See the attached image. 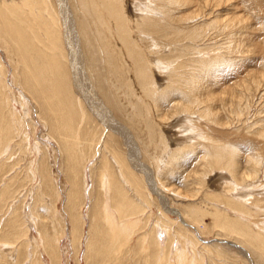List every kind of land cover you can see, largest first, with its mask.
Returning <instances> with one entry per match:
<instances>
[{
    "label": "bare ground",
    "instance_id": "obj_1",
    "mask_svg": "<svg viewBox=\"0 0 264 264\" xmlns=\"http://www.w3.org/2000/svg\"><path fill=\"white\" fill-rule=\"evenodd\" d=\"M28 1H30V0H20L19 1L21 3L20 6H22V4H29ZM72 1L76 5V10H77V12H76V14H77L76 15L77 25L76 26H77L78 32L75 33L73 31V27H72L73 24L71 23V22H73V19H72L73 17L71 18V16H70L71 13L70 14L68 13V18L66 21L67 24L65 25L66 35L62 39L61 31H60L58 23L54 17L52 18L50 16L48 18L49 20H47L46 24H44L45 25L44 28H37L34 25H30L28 23V20H23V19L21 20L20 19V16H19V13H20L19 7L20 6H18L16 2H14V4L12 3V5L8 4L7 6H2V1L0 0V14L2 15V17H1L2 18V21H1L2 27H0V33L2 32L5 35L2 38L6 39L8 42H10L14 46V48L16 49L15 53H17V55L20 56L19 58L14 60L17 62V66L18 67L21 66V68H22V70L20 71L21 73H19V77L21 76L22 82L20 80H18L21 84L20 89L22 88L23 90H26L27 91L26 93L29 94L32 99H34V103L38 107V111L36 109L37 117H38V119H41V121H43V126L46 128L47 132L50 135V136L45 135V137L47 136V137L51 138L52 140H55L57 142V145H59V147H60L59 151L62 155V158H64V161L66 163L64 165H66L67 170L70 171V174H66L70 185L73 187L78 185L77 190L80 191V187L82 186L79 183L80 182L79 179H80V176L82 173L81 169L84 168L83 166H84L85 161L91 155V154L87 155L86 151L91 148L90 146L93 143H95V137H94L95 135L92 131H93V129H97L98 127H100L101 132L105 131V134L102 136V139H103L102 141H104V143L100 148L101 155L100 154H99V156L97 155L98 156V163H97L98 165H96V167L93 169L91 177H93V178L95 177L94 170L98 169L99 172L98 171L97 172L99 175L97 178V182L98 181L100 182V178H102V175H103L102 173L104 172V169H106L109 172V177L107 178L110 181V182L108 181L109 182L108 183L109 184L108 189H110L111 191L108 192V190H107V192H108V194L111 193V199H112L113 203L112 202H110V203H111V206L113 204V206L117 210L118 213H116V214H118V217L122 218L123 216L126 217L128 215H133L135 213H138V215L139 214L142 215V217H143L142 224L143 225H141V228H140L141 230L139 229L140 230L139 238L137 237L139 239V241H137L138 246H137V249L134 250L133 254L138 259L143 257V259L149 260L150 259V257H149L150 251L148 250V248L146 249L142 246L144 239L149 236L148 233L143 232L145 230L144 227L148 223V220H149V215L146 214V211H147L148 207H151V206H149V200H148L149 195L147 196V193L155 194L158 198L159 204H161V207L163 208V209H161L163 214L161 216H159V218L156 219V222L157 223L160 222L162 225H166L165 222H168L171 224L172 221L168 220L169 219L168 215L170 213H172L173 215L175 213H176V215L179 213L177 210L171 208L170 205H168V203H167V197L165 196L166 195L165 192H166V188L168 186L166 187V184L164 185V183H161L160 175L162 172L160 173V171L162 170V168H164V170L170 169V167L173 168L174 165H176L177 161L179 160V158L181 157L182 154L184 155L187 151L195 150L196 144H199L200 149L202 151L201 154H202V158L204 159L203 161H204V165H205V167H204L205 170L203 168V170H204L203 177L205 176L206 173L214 171L215 169H219V168L228 169L232 173L234 182H231V183H233L232 187L228 185V187H231L232 189L230 192H228L229 194L224 195V197H227L226 202H225L226 205L229 204L228 206L233 209L232 211L236 212L237 219H235L233 221L231 219H228L230 217L227 216V212L230 209L227 207H224L222 205H220L222 207H220L218 205L214 206L213 207L214 211L212 210V208H208L209 205H208V207H204V208L198 207L195 210H194V208L190 209L189 208L190 206L188 205L189 206V207H187L188 210H184L182 213L190 214V216H193L192 214H194V217L196 219H197V217L198 218L199 217L204 218L207 216L211 219L210 224L219 226V228L220 227L224 228L227 225H230L232 227H236V226H239L241 224L243 225L245 223L244 221H246V220H244L241 217L243 215L241 213L245 212L246 213L245 215H249V217H250L249 211L252 210V209H250L249 211H247L250 208L248 204L250 202L254 201V203H256L257 207L258 206L261 207V205H260L261 203L264 206V199H262V197L261 198L260 197H254V199L249 198L250 194H248L246 192L244 193L243 188H240L243 185H240V187L238 186L239 183H241V182H239V179L236 180L235 171L237 169L238 164H237V161L235 160V157H234V152H235L234 150H235V148H237V145L234 142L236 140H240V141L244 142L246 145L240 144L242 147L245 148L244 150H247V151L250 150V148H249L250 146H248L250 144L253 145V147H254L253 149L257 150V152L255 154H253V155L251 154L250 155L251 157L248 158V160L250 161V163L253 164V166L249 170L244 169V170H246V173H244V174L242 173V176L244 175L243 176L244 178H242V181H244V182L253 181L254 182L256 177L259 176V171L262 168V167L261 168L259 167V164L262 161L263 156H264V132L260 133V135H259L260 138H257L254 136L249 137V136L245 135L246 133L242 134L241 132L232 134L233 131L231 132V130L229 128L224 126L218 117L219 114L218 115L216 114L215 108L213 106V103L216 99H219L222 103H223V101L224 102L227 101L229 107L232 105L234 106L236 103H238L239 105L243 103V102L239 103L241 100V97H242L239 95V92L242 91L245 84L243 86L239 87V88H241V90L239 89V91L237 89H228L226 91H223L219 96L214 93L215 90L212 91L211 89H209L206 91L207 88L204 86L206 88L205 94H207V97H205V98H207L206 102L203 99L204 97L202 98V96H203L202 93L198 94L197 91H200L202 89L201 88L203 86L202 83L204 82L206 84L205 78L210 75V71L217 69L216 67L222 63L225 64L224 63L225 58H223L225 56H222L223 55V53L221 52L222 50L221 51L217 50L223 44L221 46H218V48H216V49L214 48V51H212L213 55H209V57H203L202 55H204L205 52L210 53L209 50L211 51L213 49L212 47L214 45L208 50V48H205V47L203 48V46L201 47L200 44H199L200 46L198 44L197 45L195 44L197 41L203 40L202 35H205L209 31H214V30L218 33L220 32V34H223V36L227 39L228 43L233 44L232 43V40H234L233 36L236 33L235 28L236 29L238 28L237 31L241 32L240 27L245 26V25H243V19H244L243 17L244 16L243 17L242 16L234 17V15H232L233 17L232 16L229 17V15H228L229 11H228L224 17H221V18L215 17L213 19H209V18H210L211 14L213 13L214 10L218 11V9H220L221 7H223V8L227 7V6L230 7L233 5L234 1H232V0H201L198 2L196 0H139L140 2L143 3L141 5L144 6L143 8H141L143 13L142 14L133 13L132 17L128 14V11H127V10H129V9H127V3L128 2L130 3L129 0L127 1V3L125 2V0H72ZM124 2H125V5H124ZM139 5L140 4H138V6ZM174 9H177L176 12L179 14L176 16L170 17L169 14L171 11H175ZM221 10H222V8H221ZM230 10H233V9L231 8ZM18 11H19V13H18ZM41 11H44V10L41 9ZM22 12H23V9H22ZM48 14H52V13H47L46 15H48ZM25 15H31L33 17L34 22L38 21L36 14L32 10L25 13ZM43 15H44V13H43ZM213 15L215 16V14H213ZM212 16H211V18H212ZM40 17L42 18V16H40ZM196 18H199V20H197ZM200 18H203L202 23L200 22V21H202V20H200ZM194 19H196L197 21L196 20L195 21L198 23H194V25L192 27H188V24H189L188 22L190 21V23H191V20L194 21ZM205 20H207V21H205ZM193 21H192V23H193ZM78 36H79V38H78ZM211 38H212V36H211ZM238 38H241V37H238ZM62 40H65V43L67 42V44H68L67 49L63 46ZM186 40L191 41L194 46L193 45L189 46L190 44L188 45ZM241 41H243V40H241ZM78 42L82 43L81 46L79 45ZM181 42H183V44H181ZM211 43H213V39H211V42H210V40L208 42V44H211ZM237 43H239V41ZM210 46L211 45H209V47ZM167 47H168V49H166ZM227 47L228 48L224 47L225 48L224 50H226L224 52V55H226L225 53H227L229 51L232 52L231 46L229 45ZM5 48L3 50H5ZM15 49H14V51H15ZM234 49H236V48H234ZM31 51H35L36 55L31 56L30 55ZM238 51H241V50H237V51H235V53ZM6 53H7V51H6ZM15 53H12V54H15ZM73 57H76V60H75L76 66H74V67L72 66V64H74V63H72V61H71V58H73ZM12 58L13 57H11V59ZM16 62H13V63L15 64ZM154 65H157L158 69L160 68V70H164L163 74H165L164 80H166V87L162 90L158 89L159 88L158 87L159 78H157L160 76L159 73L162 71L157 72L154 69L155 68ZM74 68L77 71L74 72V75H73L71 72L74 70ZM13 70L14 69H12V71ZM14 73H15V71H14ZM81 73L83 75H81ZM255 75H256V73H255ZM251 77H253V76H251ZM210 78H211V76H210ZM4 80L5 79L3 76V62L0 59V154L3 150L4 145L10 141L11 144L13 145L14 149H16V148L19 149L21 154H24V155L30 154L31 155V159L29 160L27 167L25 169V175L29 178V181L35 179V177L37 175L39 176V178H38L39 184L37 187V189H38L37 191L39 192L38 193L39 197H36V199L34 200L31 211L35 214L37 223H39L45 219V221H42V222L47 221L46 223H48L47 226L49 227V223H51V221H53V220H58L59 216L56 213V209H53V207H50L51 205L48 206V204H46L45 194H47V193L49 194V192H46V190H47V188H49L51 186L50 185L51 178H49L48 168L45 164L44 156L41 155L40 160L36 159L38 161V164L36 163L37 166L34 169V165L32 164L33 162L31 161L32 157H34L32 155V146H29L30 145V137H32L31 136L32 134H30L29 131H25V128H24L25 121H23V119L21 121L18 119V117H20V115L17 111H13L11 109L12 103H11L10 98L7 96L6 92L1 91V89L2 90L5 89L4 87H5L6 82ZM248 80L250 82V79H248ZM12 82H13V79H12ZM207 86H208V84H207ZM252 87H254V86H252ZM205 91H203V93ZM174 92H175V97H177V100H176V103L173 102L175 104L174 105L175 112L172 115L173 118L171 117L172 118L171 120L176 121V118L182 112H186L187 113V116H186L187 119H190V121H191V122H189L190 123L189 126L192 127L191 128L192 130L196 131L197 140L196 141L194 140V141H192V143H189V144L187 143V145H188L187 148H185V147L184 148H177V149L174 148L170 152L168 150H166L164 152L167 154V158L165 159V161L162 160L161 159L162 157H160V156H157V157L153 156V159L156 162V169H158V170H156L157 171L156 172L154 169H152V167L146 161H144V159H145V156H147V154L149 155V152H148L149 148H153L155 150L158 148L161 149L162 146L160 144H162L163 149H168L167 147L169 144H167V143H171L172 145L175 144V142H173L174 139H172L169 135L165 136L163 134L161 126L164 124V121H169L167 119H169V117L171 115H168L166 112H164V110L162 109L163 106H162V104H160V100L163 97H165V95H168V94L172 95V94H174ZM18 97L22 98V99L17 98L19 100V101L17 100L18 103L22 104L23 107L27 110L28 106L26 105V103L24 101L25 95L20 93V96H18ZM26 99H29V98H26ZM175 99H173V100H175ZM235 100H238V101L235 102ZM243 100H244V97H243ZM29 103H28V105H29ZM215 107H217V106H215ZM250 108H252V106H250L249 109ZM168 111H170V110H168ZM243 113H244L243 109L240 108L239 114H243ZM249 113H250V111H249ZM249 113H248V116H249ZM250 114H252V113H250ZM193 115H197V116H199L200 119H204V120L208 121V123H209L208 126L207 125H206V127L205 126L204 127L203 126H197L196 124H198V123L191 120V118L193 119V117H194ZM245 115H246V113H245ZM197 120L198 119H196L195 121H197ZM233 120H234V118H233ZM233 120H231V121H233ZM34 123L35 122L33 121V119L30 118L29 124L31 126L33 125L32 126L33 129H34ZM202 124L200 123L198 125H202ZM182 125H184V123ZM163 126H165V125H163ZM168 131H166V132H168ZM156 134H158V135H156ZM114 135L119 138L120 144L122 147H119V142H116L113 140ZM230 135H231V137H230ZM250 135H251V133H250ZM157 139H159L160 144L157 143V141H156ZM188 141H190V140H188ZM35 144H36V142H35ZM117 146H118V148H117ZM45 148L47 151L45 150ZM238 148H241V147H238ZM43 149H44L43 153L52 152L51 150H49L45 146L43 147ZM250 151H254V150H250ZM53 152H54V150H53ZM152 152H154V151H152ZM162 153H163V151H162ZM196 153L199 154L200 150H199V152H196ZM11 154H12V151H11ZM39 154H41V153H39ZM154 154H155V152H154ZM5 155H7V154H5ZM183 155H182V157H183ZM236 156H238V155H236ZM243 156H244V154H243ZM39 157H40V155H39ZM184 158H185V156H184ZM195 159H196V157H195ZM18 160L19 161L21 160V156ZM123 160H125L127 163L124 162ZM192 161H193V159H192ZM198 164H197V166H198ZM2 165H3V163L1 164V161H0V173L3 171L2 170L3 167L1 168ZM111 166H114L115 171H113ZM161 166H163V167L161 168ZM12 169H14V168H12ZM129 170H131V172H133V173H131ZM214 172H216V171H214ZM230 174H229V176H230ZM213 175H215V174H213ZM13 176L17 177V174H15ZM238 177H239V175H238ZM259 178H258V180H259ZM99 184H101V183H99ZM259 184H261V182ZM259 184H257V186L260 187ZM261 185H263V184H261ZM41 186H42V188H41ZM221 186H224L223 183ZM252 186H250V187H252ZM254 186H255V184H254ZM247 187H249V186H247ZM100 188H101V185H100ZM74 189L76 190V187ZM74 189H73V191H74ZM102 190H104V189H102ZM171 190L173 191V194L175 196L180 195V191L178 190V187H176V186L172 187V189H170V191ZM202 190H201V193H202ZM229 190L230 189H228V191ZM235 190H237L235 192L236 194L234 193ZM199 191H200V189L197 190V192H199ZM211 191H210V193H212ZM5 192H7V191H3L1 194L4 196L8 195ZM54 192H55V189H54ZM98 192H97V195L101 193V192H99V193ZM8 193H9V191H8ZM69 193H70V195H69L70 199L68 197V199H67L68 201L67 200L66 201H67V205H69L70 204L69 201H71V204H70L71 207H69V206L68 207L71 208L69 214L71 216L70 221L73 223V226H72L73 227V234L76 233V234L72 235V237H73V236L77 235V232H80L79 226L77 227V223L79 222L78 207H79V205H81L82 200H80V197H81L80 192H76V191L72 192V190H71V191H69ZM82 193L83 192H81V194ZM213 193H215V192L213 191ZM221 193L223 194V193H225V191L223 190V192H221ZM217 195H218V193H217ZM197 196L198 195H196V199H197ZM201 196L199 198H201ZM235 196H237V197H235ZM212 197H213V194H212ZM215 197H216V195H215ZM224 197H222V198L225 199ZM185 198H186L185 200H188L187 197H185ZM202 198H201V200H202ZM207 198L209 199L210 197L208 196ZM219 198H221V197H219ZM74 199H76V201L77 200L79 201V202L77 201V205L75 208H74V205L76 204V202L75 203H74V201L72 202V200H74ZM101 199H103V197ZM108 199H110V198H108ZM214 199H213L214 202L212 201L213 204L215 203ZM183 200H184V198H183ZM98 201H99V204L96 203V205L93 206V211H94L93 212V217H94L93 220L96 219V220H99V222H101L100 220H102V221L104 220V221H106L107 226L111 225L110 221L108 220V217H106V214L104 212V205H102V203H101L102 200H100V198H98ZM196 201H194V202H196ZM217 201H219V199ZM68 202H69V204H68ZM173 202H174V200H173ZM191 202H192V200H191ZM203 202H205V201H203ZM231 202H232V204H230ZM72 203H74V205H72ZM110 203L108 205L109 207H110ZM202 203L200 205H202ZM53 204H55V202H53ZM93 204H95V203H93ZM198 204L196 206H198ZM207 204H206V206H207ZM216 204H218V203H216ZM36 205H37V207L38 206L44 207L45 212H43L44 213L43 217L40 216L41 214H37L38 212L36 211ZM193 206H195V205H193ZM196 206H195V208H196ZM252 207H254V206H252ZM257 207H255L253 210L255 211V209ZM187 208H185V209H187ZM115 209L113 208L114 211H115ZM220 209H222V211H220ZM110 210H111V208H110ZM257 210H259V209H257ZM107 212H108V210H107ZM235 212H233V214ZM108 213H109L108 215L111 214L110 212H108ZM261 213L263 214V212H261ZM95 214H97V215L95 216ZM257 214H258V212H257ZM220 215H221V217H220ZM98 216L100 219L98 218ZM255 216L256 215H254V217ZM27 217H29V215ZM165 217L168 219H166ZM184 217H185V215H184ZM184 217L182 216V219ZM251 217H253V216H251ZM137 218H138V216H137ZM91 219H92V217H91ZM113 219H116V218H113ZM118 219L119 218H117V221H119ZM245 219H247V218H245ZM122 220H123V218H122ZM183 220H182L183 223H185V221H188V220H184V221ZM230 220L232 223L230 222ZM163 221H165V222H163ZM99 222L97 223V226L100 225ZM35 223H36V221H35ZM93 223L91 222V225H92L91 229L94 228ZM101 223H103V222H101ZM112 223H113V221H112ZM193 223H195V222H193ZM196 223H197V221H196ZM200 223H202V222H200ZM248 223H252V222L248 221ZM8 224H10V222ZM78 224L81 225V223H78ZM103 224H105V222ZM106 224H105V226H106ZM154 224H153V227H154ZM252 224H254V223H252ZM261 224L262 223L260 222V225ZM14 225H15L14 221H12V224L8 225V231L6 230L8 233H6L7 234L6 236L10 237V236H13L17 233V231L14 230L15 229ZM56 225L57 224L53 225L52 229ZM149 225H151V224H149ZM258 225H259V223H258ZM101 226L103 227L102 224H101ZM107 226L105 228H107ZM175 226H176L175 234L168 235V237L170 236V239L168 238L169 242L167 243V246H169L170 243L173 241H175L177 243L178 242L183 243L185 241L184 240L185 236L181 235L182 231H183V229H181L182 227H180L181 225H178V223H177V225H175ZM208 226H210V225H206L205 227H208ZM261 226H264V225H261ZM154 228H156V227H154ZM238 228H239L238 230H240V233L245 235L249 241H253V238L249 237L247 235V232H242L240 226ZM248 228H250V227H248ZM50 229H48V230H50ZM54 229H56V228H54ZM116 229H118V228H116ZM206 229H208V228H206ZM104 230H103V233H106ZM109 230H108V232H110ZM111 230H113V229H111ZM172 230L174 231V229H172ZM251 230L252 229L250 228L249 231H251ZM91 231L92 232L96 231V229L90 230L88 232H91ZM220 231H221V229H220ZM164 232H165V230H164ZM40 233L42 234V237H40V239L42 238V244H43L44 248H47L50 251L52 264L53 263L55 264L56 260H57V254L54 252L56 249L52 245L53 241L51 242L49 240V236L47 234L48 232L47 233L40 232ZM168 233H170V232H168ZM188 233H190V232H188ZM262 233H263V231H262ZM79 234L76 237L81 236ZM96 234H98L97 231H96ZM184 234L186 235V231H184ZM252 234H254V233H252ZM88 235H89V233H88ZM110 235H111V233H110ZM118 235H120V234H118ZM118 235L111 239V241L114 239L113 243H110L109 245H107L104 248V255L106 257H103V258L108 260L109 262H112L110 264H114L113 263L114 260L112 261L113 258L117 261V264L119 262V260H117L118 259L117 258L118 252L116 253V250H117L116 248L119 245L118 241L120 240L121 236L118 238ZM123 236H124V234H123ZM51 237H52V235H51ZM56 237H57V234H56ZM72 237H71V239H73ZM150 237H151V242L149 243V245H150V248H152L151 249L152 250L151 251L152 252V258H151L152 262H150V263L151 264H165L163 262L166 259V254L168 252V251H166L167 246L166 245L164 246L165 251L163 252V250H162L163 246L161 247L160 239H158V237L156 238L153 235V231H151ZM228 237H230V236H228ZM258 237H259V235H258ZM54 238H55V236H54ZM239 238H240V236H239ZM57 239H59V238H57ZM105 239H106V237H105ZM109 241L107 243H109ZM97 242H99V241H97ZM100 242H101V240H100ZM258 243H260V242H258ZM54 244L56 245L57 243H54ZM92 244H93V242H92ZM186 244H185V246H186ZM90 245H91V243H90ZM98 245H100V244H98ZM192 246H189V247H192ZM89 247H91V246H89ZM210 247H211V245H210ZM92 248L94 249L95 247L92 246ZM204 248H202V249L204 250ZM21 249H22V247L20 248V251L16 250L17 251L16 253L21 252ZM191 249H194V246ZM212 249H214V248H212ZM251 250H253V249H251ZM214 251L216 252V250H214ZM7 252H9V251H7ZM94 252L95 251H93V253ZM132 252H133V249H132ZM174 252H176V250ZM196 252H197V249H196ZM255 252H257V251H255ZM261 252L263 254L264 251H261ZM90 253H89V255L93 254L92 252H90ZM97 253H98V251H97ZM110 253H112L113 256L111 255V257L109 259V257H107V255ZM245 253L247 254V252H245ZM260 253L258 254V256L261 257ZM22 254L23 253L21 252L18 255H22ZM101 254L103 255V253H101ZM176 254H178V253H176ZM182 254H184V252ZM206 254L207 253H205V255ZM253 254H251V255H253ZM89 255H88V257H89ZM93 255H95V253ZM35 256L33 257V255H32L31 258L27 257L29 264H37L36 262H34L36 260ZM174 256H176V255H174ZM206 256H208V255H206ZM16 257H17V255H16ZM95 258L98 259L99 256L95 257ZM120 258H122V257H120ZM177 258H179V257H177ZM198 258H200V257H198ZM134 260H137V259H134ZM148 260H146L147 264H149ZM181 260H183V259H181ZM263 260H264V258H263ZM20 261H21V256L19 257V262ZM89 261L91 262L92 259H89ZM186 261H188V260L186 259ZM26 262H27V260H26ZM189 262H188V264H189ZM255 262H257V261H255ZM106 263H108V262H106ZM171 263L172 262H170V264ZM202 263H204V262H202ZM132 264H135V261H134V263L132 262Z\"/></svg>",
    "mask_w": 264,
    "mask_h": 264
},
{
    "label": "rangeland",
    "instance_id": "obj_2",
    "mask_svg": "<svg viewBox=\"0 0 264 264\" xmlns=\"http://www.w3.org/2000/svg\"><path fill=\"white\" fill-rule=\"evenodd\" d=\"M1 1H2V6H7L8 4L12 5V3L14 4V2H16L18 6H20V4H21L19 2L20 0H1ZM127 1L128 0H125L126 3H127ZM129 1H130V3L129 2L127 3V9H129V10H127V11L131 17H132L133 13H136V14H142L143 13V11L141 9L144 7L143 5H141V4H143L142 2H140L139 0H133V1L129 0ZM196 1L199 2L201 0H196ZM232 1H234V2H233V5L230 7L233 10H230L231 8L229 6L224 7V8L221 7L222 10H221V8L218 9V11L216 10L217 12L214 10L213 13L211 14V16L213 14H215V16L213 15L212 18H211V16H210V18L209 17L208 18L209 19H213L215 17L221 18V17H224L225 14H227V12L229 11L231 13L230 14L228 12L229 17H231L232 15H234V17H236V16H242L243 17L244 16L243 17L244 18L243 19V25H245V26L240 27L241 32L237 31L238 28L237 29L235 28V32H236L235 34L236 35L234 34V36H233V39H234V40H232L233 44L228 43L227 39L223 36V34H220V32L218 33L215 30L209 31L205 35H202L203 40L202 41L199 40L195 43L196 45L200 44L201 47L203 46V48L204 47L208 48V50L213 45L215 46V47L214 46L212 47L213 49L211 51L209 50L210 53L205 52L204 55H202L203 57H209V55H213L212 51H214V48L216 49V48H218V46H221L223 44L217 50H219V51L222 50L221 51L223 53L222 56H225V57H223V58H225L224 59L225 64L222 63L216 67L217 69H214L215 71L214 70L210 71V75L205 78L206 84L204 82L202 83L203 84V86L201 87L202 89L200 88L202 91L200 90L197 92H198V94L202 93V95H203L202 98L204 97L203 99L206 102L207 98H205V97H207V94H205V93L209 89H211L212 91L215 90L214 93L219 96L223 91H226L228 89H237L239 91V89L241 90V88H239V87H241L245 84L246 86L244 85V88L242 87L243 88L242 91L239 92V95L242 96L239 103L243 102L242 104L239 105L238 103H236L237 105L235 104L234 106L232 105L229 107L227 101H225V102L223 101V103H222L219 99H216L213 103V106L215 108L216 114L217 115L219 114L218 117H219L220 121L222 122V124L224 126H226L227 128H229L231 130V132L233 131L232 134L241 132L242 134L246 133L245 135L249 136V137L254 136V137L260 138V136H259L260 133L264 132V96H263L264 95V87H263L264 86V0H232ZM28 2H29V4H22V6L19 7L20 13H19V11H18V13H19L21 20L22 19L28 20V23L30 25H34L37 28H44L45 27L44 24H46L47 20H49L48 18L50 16L52 18L54 17L58 23L59 29L61 31V37L63 39L64 36L66 35L65 25L67 24L66 21L68 18V13L69 14L71 13L70 16H71V18L73 17L72 18L73 22H71L73 24V26H72L73 31L75 33L78 32V29L76 26L77 25V19H76L77 10H76V5L74 4V2L72 0H30ZM125 2H124V5H125ZM138 4H140V5L138 6ZM22 9H23V12H22ZM41 9H43L44 11H41ZM30 10L34 11V13L36 14V16L38 18L37 19L38 21L36 20L37 22H34L33 17L31 15H25V13L29 12ZM174 10L175 11L170 12V14H169L170 17L176 16L179 14L176 12L177 9H174ZM43 13H44V15H43ZM47 13H52V14L46 15ZM40 16H42V18ZM1 17H2V15L0 14V27H2V22H1L2 18ZM196 19L199 20V18H196ZM196 19H194V21L191 20V23L189 21L188 22L189 24L187 23L188 27H192L194 25V23H198V22H196L197 21ZM200 20H202V21H200L202 23L203 18H200ZM192 21H193V23H192ZM205 21H207V20H205ZM3 36H5V35L1 32L0 33V59L3 62V76H4V79H5L4 81L6 82V84L4 87L5 89H3V90L1 89V91L6 92L7 96L10 98L11 103H12V107H13V108L11 107V109L13 111H17L20 115V117H18V119L20 121L22 119H23V121H25V123H24L25 131H29L30 134H32L31 135L32 137H30V145L29 146H32V155L34 157H32L31 161L33 162L32 164L34 165V169L36 168V166L38 164L37 160L38 159L40 160L41 155L44 156L45 164L48 168L49 178H51V182H50L51 186L49 188H47V190H46V192H49V194L48 193L45 194L46 204H48V206L51 205L50 207H53V209H56V213L59 216L58 217L59 219L51 221V223H49V227L47 226L48 225V223H46L47 221L42 222V221H45L44 218H43L44 220L37 223L35 214L31 210H32L34 200L36 199V197H39L38 196L39 192L37 191L38 190L37 187L39 184V179H38L39 176L35 175L36 176L35 179L29 181V178L25 175V169L27 167L29 160L31 159V155L30 154L29 155L21 154L19 149H17V148L14 149V147L10 141L7 142L4 145L3 150L0 154L1 164L3 163V165H4V166L3 165L1 166V168L3 167L2 168L3 171L0 173V264H29L27 257L31 258L32 255H33V257L36 255L35 256L36 260L34 262H36L37 264H52L50 251L47 248H44V246L42 244V238L40 239V237H42V234L40 232H43V233L48 232L47 234L49 236V240L51 242L53 241L52 245L56 249L54 252L57 254V260H56L57 264H86V263L87 264H92V263L93 264H110L112 262H109L108 260L103 258V257H106L104 255V248L107 245H109L110 243H113L114 239L112 241H111V239L113 237L117 236L118 234H120V235H118V238L120 236L122 238V239L120 238V240L118 241L119 245L116 248L117 249L116 253L118 252V256H117V258H118L117 260H119L118 264H130V263L132 264V262L134 263V261H135V264L138 261L140 263L138 262L137 264H145V263L147 264L146 260H148V259H143V257L138 259L133 254L134 250L137 249V246H138L137 241H139L138 238H139V233L141 230L140 228H141V225H143L142 224V220H143L142 215L141 214L138 215V213H135L133 215H128L126 217L123 216L122 217L123 220H122V218L118 217V214H116L118 212L115 209V207L113 206V204L111 206V203H110V202L113 203V201L111 199V193L108 194V192L111 191L110 189H108L109 188L108 183L110 181L107 178L109 177V172L106 169H104V172L102 173L103 174L102 178H100V182L99 181L97 182V178L99 175L98 169L94 170L95 177L94 178L91 177L93 169L96 167V165H98L97 164L98 163V156H99V154L101 155L100 148L104 143V141H102L103 140L102 136L105 134V131L101 132L100 127H98L99 129L98 128L93 129V131H92L95 135L94 136L95 137V143H93L90 146L91 148L86 151L87 155H89V154H91V155L85 161L84 166H83L84 168L81 169L82 173H81V176L79 179V181H80L79 183L82 186L81 187L79 186L80 187V191H79V190H77L78 185L73 187L70 185V183L68 181L66 174H70V171L67 170L66 165H64L66 163L64 161V158H62V155L59 151L60 150L59 145H57V142L55 140H52L51 138H49L47 136L45 137V135H48V136H50V135L47 132L46 128L43 126V121H41V119H38V117H37L36 109L38 111V107L34 103V99H32L30 97V95L26 93L27 92L26 90H23L22 88L20 89L21 84L18 80H20L22 82L21 76L19 77V73H21L20 71L22 70V68H21V66L18 67L17 62L14 61L17 58H19L20 56H18L17 53H15L16 49L14 48V46L10 42H8L6 39L2 38ZM211 36H212V38H211ZM237 36L241 37V38H238ZM78 38H79V36H78ZM208 39L210 40V42H211V39H213L214 44L213 43L208 44V42H209ZM237 40L239 41V43H237L238 42ZM241 40H243V41H241ZM62 41H63V46L67 49V45H68L67 42L65 43V40H62ZM186 41H187L188 45L190 44L189 46L193 45L191 41H188V40H186ZM78 43L81 46L82 43L81 42H78ZM181 44H183V42H181ZM209 45H211V46L209 47ZM229 45L231 46L232 52L229 51V52L225 53L226 55H224V52L226 51L224 49L228 48L227 46H229ZM4 48H5V50H3ZM13 48L15 49V51ZM234 48H236V49H234ZM166 49H168V47ZM237 50H241V51H238L235 53V51H237ZM6 51H7V53H6ZM12 53H15V54H12ZM30 55L35 56L36 52L31 51ZM11 57H13V58L11 59ZM75 60H76V57L71 58L72 63H74V64H72L73 67L76 66ZM13 62H16L15 63L16 65ZM154 66H155L154 69L157 72L162 71L159 73L160 76L157 77V78H159V82H158L159 88L158 89L162 90L166 87V80H164L165 74H163L164 70H160V68L158 69L157 65H154ZM75 68L71 72L73 75H74V72L77 71ZM12 69H14V70L12 71ZM14 71H15V73H14ZM255 73H256V75H255ZM81 75H83V74L81 73ZM210 76H211V78H210ZM251 76H253V77H251ZM12 79H13V82H12ZM248 79H250V82ZM207 84L209 87L207 86ZM252 86H254V87H252ZM205 89H206V91H205ZM203 91H205V92L203 93ZM20 93L25 95L24 101H25L26 105L28 106L27 110L23 107L22 104L18 103V101H19L18 99L21 98V97L20 98L18 97V96H20ZM243 97H244V100H243ZM26 98H29V99H26ZM173 99H175V100H173ZM176 100H177V97H175V92L172 95L171 94L165 95V97H163L160 100V104H162V106H163L162 109L164 110V112H166L168 115H171L169 117V119H167L169 121H164L163 125H165V126H163V125L161 126L163 134L165 136L169 135L172 139H174L173 142H175V144L172 145L171 143H167V144H169L167 147L168 149H163V145L160 144L159 139H157L156 140L157 143H159L162 146L161 149L158 148V149H156L157 150L156 151L153 148H149V150H148L149 155L147 154V156L149 158L147 156H145L144 161H146L152 167V169H154L155 171L158 169H156V162L154 161L153 156L154 157L160 156V157H162L161 159L165 161V159L167 158V154L164 152L166 150H168L170 152L174 148H176V149L177 148H184V147L187 148V146H188L187 143L189 144V143H192V141L197 140L196 131L192 130L191 129L192 127L189 126L190 125L189 122H191V121H190V119H187V117H186L187 113L186 112H182L176 118V121L171 120L173 118L172 115L175 112V109H174L175 104L173 102L176 103ZM237 101L238 100H235V102H237ZM27 102L28 103L30 102L29 103L30 106L28 105ZM215 106H217V107H215ZM250 106H252V108L249 109ZM240 108L243 109V112H244L243 114H239ZM168 110H170V111H168ZM249 111L252 114H250ZM245 113H246V115H245ZM248 113H249V116H248ZM193 116H194L193 119L191 118L192 121H194L198 124L203 123L202 125L196 124L197 126H203V127L204 126L206 127V125L208 126V124H209L208 121H206L204 119H200L199 116H197V115H193ZM29 117L32 118L33 121L35 122L34 123V129L32 128L33 125L31 126L29 124V122H30ZM233 118H234V120H233ZM196 119H198V120L195 121ZM231 120H233V121H231ZM183 123H184V125H182ZM166 131H168V132H166ZM250 133H251V135H250ZM156 135H158V134H156ZM230 137H231V135H230ZM113 140L116 142H119V147H122L120 144V140L117 136L114 135ZM188 140H190L191 142ZM236 141L234 142L237 145V148H235V150H234L235 151L234 157H235V160L237 161L238 166H237L235 173H236V180L239 179V182L242 183V184L239 183L238 186L240 187V185H243L240 188H243L244 193L246 192V193L250 194L249 198L254 199V197H260V198L262 197V199H264V197H263L264 196V161H263L264 156H263L262 161L259 164V167L260 168L262 167L261 168L262 170L260 169L259 176L256 177L255 181L254 182L253 181H250V182L242 181V178H244L243 177L244 175L242 176V173L243 174L246 173V170H244V169L249 170L253 166V164L250 163L248 158L251 157L250 156L251 154L252 155L255 154L257 152V150L253 149L254 147L252 144H250L248 146H250L249 147L250 150H254V151L244 150L245 148L242 147L241 145H244L245 143L240 141V140H236ZM35 142H36V144H35ZM44 146L47 147L52 152L43 153V150H44L43 147ZM238 147H241V148H238ZM117 148H118V146H117ZM45 150H46V148H45ZM53 150H54V152H53ZM199 150H200V153L199 154L196 153V152H199ZM11 151H12V154H11ZM152 151H154L155 154ZM162 151H163V153H162ZM4 153L7 155H5ZM39 153H41V154H39ZM201 153H202V151L200 149V145L196 144L195 150L187 151L184 155L182 154L183 157L181 155V157L179 158V160L176 163L177 166L174 165L173 168L170 167V169H166V170H164V168H162L163 166H161V168H162V170L160 171V173L162 172L160 175L161 183H164V185L166 184V187L168 186L166 188V192H165V194H166L165 196L167 197V203H168V205H170L171 208L177 210L179 213L177 215H176V213L174 215L172 213H170L168 215L169 219L165 217L169 221H172L171 224L168 222H165V221H163V222H165L166 225H162L160 222H159L160 224L156 222V219L159 218V216H161L163 214V212L161 211V209H163V208L161 207V204H159L158 198L155 194L147 193V196L149 195L148 196L149 206H151V207H148L147 211H146V214L149 215V220H148V223L145 225V227H144L145 230L143 232L148 233L149 236L144 239L142 246L146 249L148 248V250L150 251V256H149L150 259L148 260V263L151 264L150 262H152V259H151L152 258V252H151L152 248H150V245H149V243L151 242V237H150L151 231H153V235L156 238L158 237V239H160L161 247L163 246L162 250L164 252L165 251L164 246L165 245L167 246V243L169 242V239H170V236L168 237V235L175 234V231H176L175 225H177V223H178V225H181L180 226V227H182L181 229H183L181 235L185 236V239H184L185 243L184 242L183 243H181V242L177 243V242L173 241L170 243L169 246L166 247V251H168V252L166 254V259L163 262L165 264H167V263L170 264V262H172L171 264H188L189 261H190L189 264H207V263L208 264H252V263L253 264H264V260H263L264 252H263V254L261 252V251H264V226H261V225H264V223H263L264 222V206L262 205V203L260 204L261 207L258 206L259 208L257 207L256 203H254V201L250 202L251 204L250 203L248 204L250 208L247 211H249L250 209L253 210L255 207H257L255 209V211L254 210L249 211L250 217H249V215H245L246 213L243 210L242 211L244 213H241L244 215V216L242 215L241 217L246 221H244L245 223L243 225L241 224L239 226H240L242 232H247V235L249 237L253 238V241H249L245 235L240 233V230H238L239 226L232 227L230 225H227L224 228L223 227L219 228V226L210 224L211 219L207 216L204 218L203 217H199V218L197 217V219H196L194 217V214H192L193 216H190V214L182 213L184 210H188L187 207H189V206H190L189 207L190 209L194 208V210H195L198 207L204 208V207H208V205H209L208 208H212V210L214 211V209H213L214 206L222 205V206L230 209L227 212V216L230 217L228 219H231L232 221L237 219L236 212L232 211L233 209L228 206L229 204L226 205L225 202H226L227 197H224V195H228L229 194L228 192H230L232 189L231 187H232L233 183H231V182H234L232 173L228 169L219 168V169L214 170L216 172H214V171L208 172L203 177L205 165H204V161H203L204 159L202 158ZM243 154H244V156H243ZM39 155H40V157H39ZM236 155H238L239 157ZM20 156H21V160L19 161L18 159L20 158ZM184 156H185V158H184ZM195 157H196V159H195ZM192 159H193V161H192ZM123 161L126 162L125 160H123ZM197 164H198V166H197ZM12 168H14V169H12ZM111 168L113 169V171H115L114 166H111ZM203 168H204V170H203ZM129 171L131 172V170H129ZM131 173H133V172H131ZM15 174H17V177L13 176ZM213 174H215V175H213ZM229 174H230V176H229ZM237 174L239 175V177ZM258 178H259V180H258ZM260 182L263 185L259 184ZM99 183H101V184H99ZM222 183L224 186H221ZM256 183L259 184L261 188L259 186H257ZM254 184H255V186H254ZM100 185H101V188H100ZM228 185L231 187H228ZM175 186L178 187V190L180 191L179 196H175L173 194V191L172 190L170 191V189H172V187H175ZM247 186H249V187H247ZM250 186H252L253 188ZM75 187H76V190L74 189ZM41 188H42V186H41ZM198 188L200 189L199 192H197V190H199ZM54 189H55V192H54ZM73 189H74V191H73ZM102 189H104V190H102ZM228 189H230V190L228 191ZM71 190H72V192H75V191L80 192V195H81L80 200L83 201V202L81 201V205H79V207H78V210H79V212H78L79 213V222L78 223H81V225L77 223V227L79 226V229H80V232H77V235L79 233H80L79 235H81L78 237H76L77 235L72 237V235H74L76 233L73 234V227H72L73 223L70 221L71 216H70L69 212H70L71 208H69V207H71V205H70L71 201H69L70 204L68 202L69 205H67V201H68L67 199L70 195L69 191H71ZM107 190H108V192H107ZM201 190H202V193H201ZM209 190L210 191L212 190L211 191L212 193H210ZM223 190L225 191V193L222 194L221 192H223ZM3 191H7L5 193H7L8 195H6V196L2 195L1 193ZM8 191H9V193H8ZM98 191L101 193L97 195ZM213 191L216 194L213 193ZM236 191L237 190H235L234 193ZM81 192H83V193L81 194ZM217 193H218V195H217ZM212 194H213V197H212ZM214 194L216 195V197ZM196 195H198L197 199H196ZM200 196H201V198L203 197L202 200L205 202H203L201 200V198H199ZM208 196L210 197L209 199L207 198ZM102 197H103V199H101ZM185 197H187L188 200H185L186 199ZM219 197H221V198H219ZM222 197H224L225 199H223ZM235 197H237V196H235ZM98 198H100V200H102L101 203H102V205H104V212L106 214V217H108V220L111 223V225L107 226L106 221L100 220L103 223L105 222L107 228H105L106 227L105 224L99 222V220H96V219L93 220L94 219V217H93V212H94L93 206H95L96 203L99 204ZM108 198H110V199H108ZM183 198H184V200H183ZM69 199H70V197H69ZM213 199L215 200L214 204H213V202H214ZM218 199H219V201H217ZM173 200H174V202H173ZM191 200H192V202H191ZM73 201H74V203L76 202L75 205H74V203H72V205H74V208H75L78 200L76 201V199H74V200H72V202ZM194 201H196V202H194ZM53 202H55V204H53ZM93 203H95V204H93ZM109 203H110V207L108 206ZM201 203H202V205H200ZM216 203H218V204H216ZM192 204L195 206L198 204V206H196V208H195V206H193ZM206 204H207V206H206ZM230 204H232V202ZM37 205H36V211L38 212L37 214H41L40 216L43 217L44 216L43 212H45L44 207L43 206L37 207ZM222 206H220V207H222ZM252 206H254V207H252ZM110 208H111V210H110ZM113 208L115 209V211L113 210ZM185 208H187V209H185ZM257 209H259V210H257ZM107 210H108V212L111 213L110 215H108L109 213L107 212ZM220 211H222V209H220ZM233 212H235V213L233 214ZM257 212H258V214H257ZM261 212H263V214ZM28 215H29V217H27ZM96 215L97 214H95V216ZM184 215H185V217H184ZM232 215L233 216L235 215V216L233 217ZM254 215H256V216L254 217ZM137 216H138V218H137ZM182 216L184 217L183 218L184 220H188V221H185V223H183L182 222V220H183ZM251 216H253V217H251ZM91 217H92V219H91ZM220 217H221V215H220ZM98 218H99V216H98ZM113 218H116V219H113ZM117 218H119L118 219L119 221H117ZM190 218L191 219L193 218V219L191 220ZM245 218H247V219H245ZM231 220H230V222H231ZM12 221L15 222V225H14L15 229L14 230H16L17 233L13 236L8 237V236H6L7 235L6 233H8L7 232L8 231V225L12 224ZM35 221H36V223H35ZM112 221H113V223H112ZM196 221H197V223H196ZM248 221L252 222L254 224L248 223ZM9 222H10V224H8ZM91 222L92 223L94 222L93 223L94 228L96 229L98 234H96V231L88 232L90 230H95L93 227H92L93 229H91V226H92ZM98 222L100 224V225L98 224L100 227L97 226ZM193 222H195V223H193ZM200 222H202V223H200ZM260 222L262 223L261 225H260ZM258 223H259V225H258ZM55 224H57L56 226H54V228H56V229H54V228L52 229V226ZM101 224L103 225V227L101 226ZM149 224H151V225H149ZM153 224H154V227H156V228L153 227ZM205 224L210 225V226L205 227L206 226ZM248 227H250L252 230L249 231L250 228H248ZM116 228H118V229H116ZM206 228H208V229H206ZM48 229H50V230H48ZM111 229H113V230H111ZM172 229H174V231ZM220 229H221V231H220ZM103 230L106 233H103ZM108 230L110 232H108ZM164 230L166 233L164 232ZM184 231H186V235L184 234ZM262 231H263V233H262ZM168 232H170V233H168ZM188 232H190V233H188ZM88 233H89V235H88ZM110 233H111V235H110ZM252 233H254V234H252ZM56 234H57V237H56ZM123 234H124V236H123ZM51 235H52V237H51ZM258 235H259V237H258ZM54 236H55V238H54ZM228 236H230V237H228ZM239 236H240V238H239ZM71 237L73 239H71ZM105 237H106V239H105ZM57 238H59V239H57ZM100 240H101V242H100ZM107 240L108 241L110 240L109 243H107L108 242ZM97 241H99V242H97ZM92 242H93V244H92ZM258 242H260V243H258ZM54 243H57V244L55 245ZM90 243H91V245H90ZM97 243L100 245H98ZM185 244H186V246H185ZM192 245L194 246L195 250L191 249V248H193ZM210 245H211V247H210ZM89 246H91V247H89ZM92 246L95 248L93 249ZM189 246H192V247H189ZM21 247H22L21 252L23 254L18 255L21 252H18V253H16V252L20 251ZM202 248H204V250ZM212 248H214V249H212ZM132 249H133V252H132ZM196 249H197V252H196ZM251 249H253V250H251ZM175 250H176V252H174ZM214 250H216V252ZM7 251H9L10 253ZM93 251H95L94 252L95 255H93L94 254ZM97 251H98V253H97ZM255 251H257V252H255ZM90 252L93 253L92 254L93 256L89 255ZM183 252L186 256L184 254H182ZM204 252L207 253L206 255H208V256H206ZM245 252H247L248 255ZM258 252L259 253L261 252L260 253L261 257L258 256V254H259ZM101 253H103V255ZM176 253H178V254H176ZM251 254H253V255H251ZM16 255H17V257H16ZM88 255H89V257H88ZM97 255L99 256L98 259L95 258V257H98ZM111 255L113 256V254L110 253L107 255V257H109V259H110ZM174 255H176V256H174ZM20 256H21V261H20L21 263L19 262ZM197 256L200 258H198ZM120 257H122V258H120ZM177 257H179V258H177ZM244 257L245 258L247 257L246 258L247 260ZM89 259H92V261L93 260L94 261L93 262L91 261L92 262L91 263L89 261ZM134 259H137L138 261L134 260ZM181 259H183V260H181ZM186 259L188 261H186ZM26 260H27V262H26ZM112 261L114 264H117V261L114 258L112 259ZM255 261H257V262H255ZM106 262H108V263H106ZM202 262H204V263H202Z\"/></svg>",
    "mask_w": 264,
    "mask_h": 264
}]
</instances>
